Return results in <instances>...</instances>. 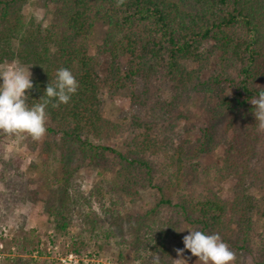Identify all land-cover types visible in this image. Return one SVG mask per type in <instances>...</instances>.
<instances>
[{"label":"trees","instance_id":"obj_1","mask_svg":"<svg viewBox=\"0 0 264 264\" xmlns=\"http://www.w3.org/2000/svg\"><path fill=\"white\" fill-rule=\"evenodd\" d=\"M45 1L57 10V19L47 25L34 16L26 19L25 0H0V64L18 60L34 69L33 89L26 91L30 106L40 102L61 67L79 83L68 104L47 110L50 139L42 150L58 154L59 168L50 180L55 185L40 178L30 189L32 198L44 203L51 237L62 238L64 248L76 255L91 242L86 230L93 240L98 237L102 220L91 212L83 218L89 227L72 232L74 199L68 187L72 173L85 163L110 174L120 196L134 199L148 190L156 198L144 211L121 218L119 231L115 222L102 230L106 243L96 247L117 236L120 264L136 259L154 264L156 257L159 264H172L168 242L184 228L219 233L235 253L264 264V131L250 102L264 87V0H126L119 7L117 0ZM95 22L106 29L91 53ZM105 57L111 63L101 76ZM106 87L130 89L129 128L103 116ZM194 93L210 98L212 106L188 148L177 142L176 127L183 116L181 101ZM222 120L225 142L215 179L232 180L229 197L209 184L213 176L199 160L216 147ZM108 132L126 133L121 146L93 141ZM23 186L15 185L16 190ZM188 232L178 241L181 249ZM32 248L25 247L14 264H29Z\"/></svg>","mask_w":264,"mask_h":264},{"label":"rangeland","instance_id":"obj_2","mask_svg":"<svg viewBox=\"0 0 264 264\" xmlns=\"http://www.w3.org/2000/svg\"><path fill=\"white\" fill-rule=\"evenodd\" d=\"M56 12L53 5L45 0H25L23 6L26 19L34 16L43 25L55 21L57 19ZM105 29V24L95 22L88 42L91 53H94L97 46L101 44ZM102 59L103 63L99 73L104 76L111 61L109 57ZM17 62L25 68L29 67L31 76L34 74V69L31 66L18 60L4 61L0 64V71L11 68ZM115 62L121 63L123 59H116ZM0 83H2V79H0ZM140 88V83L134 87L136 91H139ZM129 94L130 89L113 90L106 87L101 96L103 116L125 128H129L132 115L128 101ZM211 106V99L203 94L194 93L184 97L179 107L183 116L178 120L176 127L178 143H182L188 148L193 147L196 138L201 133V127L207 124ZM125 134L108 132L93 141L119 147L125 139ZM216 137V147L212 151L202 154L199 160L201 166L208 168L213 176L209 184H217V187H220V193L224 197H229L232 193V180L226 179L219 183L215 179L216 167L220 163L225 142L223 120L218 123ZM49 139L47 132L40 141H33L31 137L27 136L18 141L15 136L0 133V264H14L15 258L23 255L25 247L28 249L33 247V252L30 254L32 260L29 264H120L117 260L118 249L114 241L117 236L111 238L110 244L104 245L101 249H98L95 244L106 243L102 230H105L110 223L115 222L114 227L119 231L118 224L122 223L121 218L127 213L144 211L153 205L156 199L154 194L143 190L140 196H136L134 199L120 196L111 187L108 180L110 174L99 172L82 163L72 173L68 187V193L74 199L72 232L77 233L82 226L89 227V224L83 222V218L90 212L92 215L100 217L102 223L95 229L98 236L96 240H93L92 232L85 231L84 236L91 241L86 250L82 251L80 255L68 252L64 248L62 238L53 239L51 237L52 229L47 222L44 203L41 200L33 199L30 193V189L37 187L40 178L44 184L55 185L54 182H50L55 177L53 173L57 172L59 168L58 154L46 153L42 150L45 141ZM17 183L24 185L22 189L16 190ZM187 232L188 229L184 228L179 234L172 236L168 242L175 257L172 264H176L175 260L180 258L177 257L176 252V249H181L178 241L181 235ZM124 238L130 240L128 235H125ZM125 246L127 247V244ZM150 252L148 250L145 255H150ZM235 254L236 259L232 264L252 263V258L248 254ZM145 255L144 257H146ZM128 257L132 259V253L129 252ZM182 258L187 260V264H201L189 250L183 253ZM138 261L136 259L135 263H132L131 260H128L126 264H138Z\"/></svg>","mask_w":264,"mask_h":264},{"label":"clouds","instance_id":"obj_3","mask_svg":"<svg viewBox=\"0 0 264 264\" xmlns=\"http://www.w3.org/2000/svg\"><path fill=\"white\" fill-rule=\"evenodd\" d=\"M126 0H117L119 7ZM18 62L11 68L0 71V133L15 136L17 140L31 137L33 141H40L47 132L46 122L49 118L48 108H59L61 104H68L76 94L79 83L72 71L61 67L56 72L54 83H48L44 96L40 102L30 106L27 90L33 89L31 73ZM255 111L253 115L258 122V129L264 131V87H260L256 98L251 99ZM183 249H176V264H187L182 258L184 250H189L192 256L198 258L201 264H232L236 259L235 252L230 248L219 233L208 234L200 230H189L183 237ZM154 264H159L156 257Z\"/></svg>","mask_w":264,"mask_h":264}]
</instances>
